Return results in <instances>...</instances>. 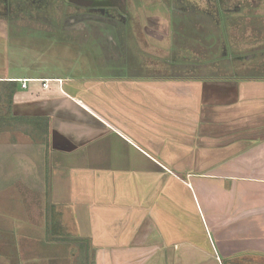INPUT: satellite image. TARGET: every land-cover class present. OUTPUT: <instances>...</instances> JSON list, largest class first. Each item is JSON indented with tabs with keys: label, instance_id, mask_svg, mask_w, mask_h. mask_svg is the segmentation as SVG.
Segmentation results:
<instances>
[{
	"label": "crops",
	"instance_id": "1",
	"mask_svg": "<svg viewBox=\"0 0 264 264\" xmlns=\"http://www.w3.org/2000/svg\"><path fill=\"white\" fill-rule=\"evenodd\" d=\"M223 2L218 22L190 20L180 0H127L116 51L137 62L0 77L19 82L12 112L30 119L27 142L0 139V264L264 259V65L234 58L256 43L264 0ZM146 6L170 18L166 36L157 17L147 30Z\"/></svg>",
	"mask_w": 264,
	"mask_h": 264
},
{
	"label": "rangeland",
	"instance_id": "2",
	"mask_svg": "<svg viewBox=\"0 0 264 264\" xmlns=\"http://www.w3.org/2000/svg\"><path fill=\"white\" fill-rule=\"evenodd\" d=\"M141 14L143 15V23L146 24L147 30L149 27L150 29L153 28L149 23L155 22L154 20L157 17L159 22L155 23L159 24L160 28L158 27V29L163 33V36L168 34L166 23L169 22V17L162 15L160 12L158 14L151 13L147 6L145 10L141 11ZM255 14H257V16ZM249 17L251 18L250 23L255 24L257 29L252 36L249 35L246 39L256 43L243 45L249 47L242 50L239 55H251V47L259 44L257 40H260L259 42H261V39H257L258 37L256 36L259 30L258 25L262 26L260 30H262L261 34H264V26L262 25L264 24V8L261 7L259 12H253ZM54 34L56 35L55 39ZM68 35L65 36L66 40L63 41L62 37L64 38V33L62 30L57 29L53 32L50 28H47L45 24L36 21L0 22V77L4 74L16 76L26 74L35 77L76 75L77 77H81L84 73L95 71L93 67H102L106 65L102 59L103 56L100 52L99 45L97 47L95 46V48L94 45L89 43H82L79 35L77 36L75 33ZM70 35L78 38L77 40L80 41L75 42L70 40ZM58 36L61 40L57 39ZM167 45V43L164 44L166 47ZM160 50L162 51H160L161 54H167L165 51L167 49L163 50L160 48ZM96 51L99 53V62L96 59ZM185 53L187 63H191L189 62L190 57H195L194 50L189 49V51H186ZM143 55L149 57V53ZM261 61L264 65V60ZM259 62L260 60L249 61L247 63L240 61L239 63L235 62V65H258ZM146 65L148 66V63ZM190 66L187 67L189 72L192 70ZM24 129L26 130V124L15 121L4 128V131L2 130L3 132H1L2 134L0 133V139H8L13 143H17L18 141L20 143L27 142L29 138L24 132ZM233 264L242 263L233 262ZM243 264H264V259L245 262Z\"/></svg>",
	"mask_w": 264,
	"mask_h": 264
},
{
	"label": "flooded vegetation",
	"instance_id": "3",
	"mask_svg": "<svg viewBox=\"0 0 264 264\" xmlns=\"http://www.w3.org/2000/svg\"><path fill=\"white\" fill-rule=\"evenodd\" d=\"M212 1L213 3H210L207 0L205 7H203L206 8V12L200 13L198 10L201 6L198 3L196 4V0H180L182 8L193 16L190 17V20L193 21L205 16L219 22L224 17L222 8H224L225 2L223 0ZM247 1L246 6L251 8H255L258 3H261V0ZM126 6L127 0H0V22H26V20L41 22L53 32L57 29L62 30L64 33L63 41L66 40L65 36L71 33L87 39L92 37L95 42L91 45H94V47L100 46L103 61L108 63V66L123 67L137 62V60L127 55L123 57L122 54L116 51L119 45L115 41L116 37L121 34V29H125L130 16L129 10L125 8ZM209 7H212V9ZM55 38L56 35L54 34ZM57 39L61 40L59 36ZM259 48V54H261L262 48ZM95 53L99 62V53L97 51ZM259 54L236 55L234 58L235 61L260 60L261 62V59H258ZM146 62L149 63V58L146 59ZM190 62L194 67L199 66V63L193 58ZM173 63L168 62L166 65H172Z\"/></svg>",
	"mask_w": 264,
	"mask_h": 264
},
{
	"label": "trees",
	"instance_id": "4",
	"mask_svg": "<svg viewBox=\"0 0 264 264\" xmlns=\"http://www.w3.org/2000/svg\"><path fill=\"white\" fill-rule=\"evenodd\" d=\"M20 88L16 80H0V129L3 130L15 121H26L13 115L12 106L15 93Z\"/></svg>",
	"mask_w": 264,
	"mask_h": 264
},
{
	"label": "built area",
	"instance_id": "5",
	"mask_svg": "<svg viewBox=\"0 0 264 264\" xmlns=\"http://www.w3.org/2000/svg\"><path fill=\"white\" fill-rule=\"evenodd\" d=\"M26 81H27L26 79H23V80H22V86H23V87L26 86Z\"/></svg>",
	"mask_w": 264,
	"mask_h": 264
}]
</instances>
